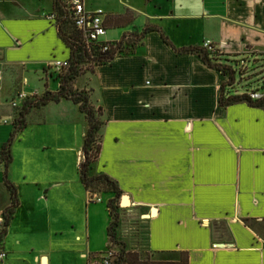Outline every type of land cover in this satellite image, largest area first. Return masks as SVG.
<instances>
[{
    "label": "crops",
    "instance_id": "obj_1",
    "mask_svg": "<svg viewBox=\"0 0 264 264\" xmlns=\"http://www.w3.org/2000/svg\"><path fill=\"white\" fill-rule=\"evenodd\" d=\"M83 4L104 14L100 41H129L73 83L101 111L90 173L107 176L128 199L125 208L119 199L115 230L125 264H264V110L220 107L228 76L196 54L176 52L209 41L221 56L216 63L245 60L242 76L250 82L264 65V0ZM54 11L55 0H0V81L18 75L29 88L32 74L44 86L17 94L57 90L47 68L68 51ZM146 26L158 31L134 42ZM16 115L0 99V150ZM24 122L6 168L17 206L1 241L4 264H90L109 246L106 205L114 196L90 203L80 182L85 118L61 100L30 110ZM3 172L0 164V216L11 203ZM123 213L137 216L144 232L126 230Z\"/></svg>",
    "mask_w": 264,
    "mask_h": 264
},
{
    "label": "trees",
    "instance_id": "obj_2",
    "mask_svg": "<svg viewBox=\"0 0 264 264\" xmlns=\"http://www.w3.org/2000/svg\"><path fill=\"white\" fill-rule=\"evenodd\" d=\"M54 16L58 37L68 51V67L56 76L58 87L55 92L45 90L41 96L38 97L33 95L21 102L20 108L17 110L16 118L13 121V132L8 142L2 147V150H0V164L4 165L3 184L9 191L11 197L10 206L5 209L1 215L3 217V227L0 233V245L5 228L7 227L13 211L17 206L14 189L10 186L6 178V168L10 163L9 147L11 140L15 133L24 126L25 117L30 110L42 108L49 103H58L61 100H69L77 106L79 112L83 114L86 121V131L81 148L82 162L78 170L80 182L88 193L97 195L110 194L114 196L113 199L109 200L106 205L110 217V224L107 229L109 246L105 252L90 259L92 260V263L90 264H103V257L107 252H112L108 264H125V249L122 247L121 243L117 242L115 234V230L120 221L119 199L121 197V192L118 190L116 184L107 176H94L90 173L91 166L95 162L100 150V130L103 126L101 111L99 108H95L91 105L85 91L74 90L73 83L80 75L83 74V66L101 65L111 61L117 53L121 52L122 47L123 49L124 47H129V41L127 42L125 40L127 35H124L122 37V41L109 44V51L102 53L100 51L101 44H85L80 34L75 30L66 0H55ZM152 31L158 30L154 27L146 26L138 36H134V40L133 38L131 40L134 42L140 41L145 34ZM162 37L164 41L167 42L163 35ZM176 52L196 54L207 67L215 69L223 75L228 76L229 81L221 87V93L218 101L220 107L225 108L238 103H246L251 107L261 108L264 110V97L253 101L243 96L232 95L231 92L227 90L234 82L235 70L233 65L236 67L235 62L229 61L225 58L223 60V65L216 63L215 60L219 57L221 58V56L217 54L215 49L214 51H207L202 47H194L183 48L176 50Z\"/></svg>",
    "mask_w": 264,
    "mask_h": 264
},
{
    "label": "built area",
    "instance_id": "obj_3",
    "mask_svg": "<svg viewBox=\"0 0 264 264\" xmlns=\"http://www.w3.org/2000/svg\"><path fill=\"white\" fill-rule=\"evenodd\" d=\"M66 4L68 10L71 13L72 23L75 30L80 34L82 40L85 44H101L100 51L102 53L109 51L110 46L109 43L102 42L100 39L105 35L106 31L103 25V12L102 10L98 9L94 12H86L84 9L83 0H66ZM50 19L55 20L54 14L50 16ZM202 48L207 51H214V46L211 42L206 41L203 43ZM68 67L67 60L65 61H57L54 60L48 65V71H51L55 76L59 75L62 71H64ZM236 71L241 76L243 75L244 71L247 70V65H245V60H240L236 64ZM254 68V67H252ZM256 68L253 69V71ZM264 73V65H261L260 72L257 74ZM264 75V74H263ZM262 75V76H263ZM261 76V77H262ZM243 79L241 78V81ZM232 85L228 88L232 95L236 96H243L250 100H259L264 97V89L262 91L253 90L247 91L243 90L240 91V86L238 85L236 88ZM264 88V87H263ZM26 99V95L20 94L18 96V100L20 102ZM13 108L17 107V104L13 102L11 104ZM1 156V151H0ZM89 202L90 203H102L101 198L97 194L88 193ZM3 227V217L0 216V233ZM112 252H107L106 255L103 257V264H108L109 258L111 257ZM5 253L1 248L0 245V264H4Z\"/></svg>",
    "mask_w": 264,
    "mask_h": 264
},
{
    "label": "rangeland",
    "instance_id": "obj_4",
    "mask_svg": "<svg viewBox=\"0 0 264 264\" xmlns=\"http://www.w3.org/2000/svg\"><path fill=\"white\" fill-rule=\"evenodd\" d=\"M261 64H258L256 67L255 72H260ZM92 66L85 65L82 67V72L85 74ZM234 70L235 66L233 65ZM255 74V73H254ZM264 73L257 74V76H254L250 82H247L243 79V76H241L238 72H235L234 77V84L233 86L236 88L238 85L240 86V91L247 90V91H253L258 90L262 91L264 88ZM263 75V76H262ZM55 76V75H54ZM53 76V77H54ZM262 76V77H261ZM27 77L30 79V87L26 88L25 85L22 83L21 79L18 77V75H13L10 78V81L3 79V81H0V99L2 101H6V105L8 106L9 110L12 113H16L17 110L20 108L21 102L18 100V96L20 94L17 93H28L31 89H39L40 91L44 89L43 82L40 80V76H33L32 74L27 75ZM241 78L243 79L241 81ZM246 78V76H245ZM56 82V76L52 80V83L55 85ZM54 87V86H53ZM33 95H26V99L30 98ZM15 102L17 104L16 108H13L11 104ZM122 219L124 222V226L126 230L130 231L131 228H135L139 232H144L143 225L140 224V220L137 216H132L130 213H123Z\"/></svg>",
    "mask_w": 264,
    "mask_h": 264
},
{
    "label": "water",
    "instance_id": "obj_5",
    "mask_svg": "<svg viewBox=\"0 0 264 264\" xmlns=\"http://www.w3.org/2000/svg\"><path fill=\"white\" fill-rule=\"evenodd\" d=\"M120 205H121V207H123V208L129 206L128 199H127L126 196H122V197H121V199H120Z\"/></svg>",
    "mask_w": 264,
    "mask_h": 264
}]
</instances>
